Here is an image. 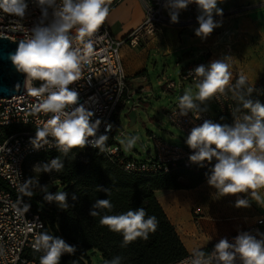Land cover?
Masks as SVG:
<instances>
[{
    "label": "clouds",
    "instance_id": "obj_1",
    "mask_svg": "<svg viewBox=\"0 0 264 264\" xmlns=\"http://www.w3.org/2000/svg\"><path fill=\"white\" fill-rule=\"evenodd\" d=\"M223 0H165L163 7L168 11L170 21L179 23V14L190 4H195L199 15L195 35L207 39L216 28L222 26V20L214 16H223V9L218 4ZM111 0H36L40 15L25 27L23 21L29 17L26 0H0V11L19 18L17 30L23 33L16 50L9 55L15 69L24 74V88L29 95L38 98L34 112L51 113V118L42 127H37L35 137L30 142L34 148L44 146L55 148L64 157L73 149L91 146L100 153L106 151L107 134H99L100 119L92 121L94 113L82 104L78 105L79 93L70 86L79 81L82 69L89 62L92 54V37L105 23L110 14ZM147 9H151L150 0H145ZM81 45H83L81 47ZM231 56L198 65L188 72L195 77L193 87L185 89L178 99L179 116H187L193 110L207 111V104L226 91L233 93L238 107L232 112L233 123L221 124L206 119L203 123L191 128L185 140L192 150L189 160L204 167L212 165L206 173L207 183L216 189L219 197L237 196L235 207L247 208L251 202L264 200L259 190L264 188V104L251 99L256 91L254 84H249L247 77L239 76L231 84ZM39 82V86H35ZM20 87L19 84L16 85ZM78 105V106H77ZM204 105V107H201ZM241 109L246 113L241 117L236 112ZM199 118V117H198ZM108 124L105 133L112 130ZM140 137L126 136L119 143L125 152L131 151ZM213 161L215 163L213 164ZM64 161L57 156L48 162L37 164L34 171L42 173H59L64 169ZM135 169L129 162L125 171ZM44 193L43 199L48 203L55 202L61 210L70 205L69 193L57 191L51 193L47 185H40L35 177L23 182L19 191L27 197L35 194V189ZM98 191L107 194L108 189L97 186ZM246 194V195H240ZM249 197L251 199H249ZM73 202L78 200L75 192L71 194ZM22 204V207L17 206ZM14 205L20 216L26 214L30 205L22 198ZM114 205L109 199H97L89 211L91 217L100 216V211L111 212ZM100 224L109 231L122 236L121 247L126 248L138 238L147 240L158 228L155 216H149L145 208L129 209L114 215L100 216ZM31 228H29V231ZM212 238H209V241ZM35 252L42 253L39 264H60L65 255H75L77 247L70 245L60 236L40 232L32 245ZM6 256L3 245H0V258ZM123 257L114 256L105 259L104 264H123ZM264 264V233L256 231L239 232L231 241L221 238L211 252L194 249L192 253L179 261V264Z\"/></svg>",
    "mask_w": 264,
    "mask_h": 264
},
{
    "label": "built area",
    "instance_id": "obj_2",
    "mask_svg": "<svg viewBox=\"0 0 264 264\" xmlns=\"http://www.w3.org/2000/svg\"><path fill=\"white\" fill-rule=\"evenodd\" d=\"M122 1L111 0L110 12ZM138 2L142 7L143 20L139 26L128 32L123 38L116 39L106 21L92 37L86 38L91 40L93 51L89 56V62L82 69L81 79L70 86L79 93L78 105L82 104L94 113L92 121L101 120L97 135L107 134L112 141L113 132L117 126V109L131 99L127 94V78L121 60V49L124 46L132 49L143 48L149 38L159 37L167 28L185 29L189 26L188 23L192 16L198 13L197 6L190 4L186 10L180 12L179 23L173 24L168 11L163 7L165 0H150V10L145 6V0H138ZM26 3L28 4L29 17L23 23L25 27H31L32 22L40 13L36 6V0H26ZM18 19L0 11V38H7L13 42L22 38L23 33L17 30ZM201 64L207 65L209 62L196 58L187 64L181 70L177 83L162 77L163 90L166 92L175 91L179 90L184 83L193 84L196 78L189 77L188 72ZM35 86L38 87L39 82H35ZM212 101L219 106L222 114L228 113L233 116V109L229 103L230 97L227 93ZM38 102V98L29 95L26 89L20 95L10 98L0 97V130L10 129L12 131L9 135L2 137L0 141V179L9 187L8 191L0 188V245H3L6 251V256L0 258V264H39V257L42 255V253L35 252L32 245L36 236L44 231L43 221L35 213L29 197L19 191L20 186L26 181L24 173L26 159L31 155L58 152L54 147L49 148L48 146L36 149L30 142L31 138L35 137L36 128L42 127L52 115L51 113L34 112L33 107ZM177 105L178 100L164 112V115L167 122L185 136V140L191 128L203 123L204 120L210 119L216 122L207 111L200 113L193 110L187 116H179ZM132 108L134 109L135 106ZM108 124L113 126L112 130L105 133ZM149 139L152 143L153 155H148L142 161L127 159L120 147L116 145H108L103 154L121 172L143 177L169 174L179 167L189 168L194 164L189 160L192 150L188 148L185 140L182 145H173L153 135H150ZM85 148L96 150L91 146ZM129 162L135 165V169L125 171V165ZM209 165L205 164L204 168ZM21 198L24 203L30 205L29 211L23 216L18 215L14 208ZM17 206L22 207V204ZM194 214L198 216L196 212ZM198 220L197 217L194 219L195 222ZM262 223L264 220L260 219L252 227L243 231H249L255 235ZM29 228H31L30 231ZM238 233L225 237L231 241ZM218 241L219 239L213 241L206 252H211ZM190 254L188 253L184 258ZM179 261L172 264H179Z\"/></svg>",
    "mask_w": 264,
    "mask_h": 264
},
{
    "label": "rangeland",
    "instance_id": "obj_3",
    "mask_svg": "<svg viewBox=\"0 0 264 264\" xmlns=\"http://www.w3.org/2000/svg\"><path fill=\"white\" fill-rule=\"evenodd\" d=\"M218 7L223 9V16H214V19L222 20V26L216 28L207 39L201 42L199 49L201 59L210 63L224 56H231V83L235 77L239 78L244 75L249 84L255 85L264 75V0H223ZM197 15L199 12L192 16L188 23L190 27L174 31L171 39L174 44L173 49L186 46V36L183 34L180 37L182 32L190 34L188 37L193 38L194 29L199 26L196 20ZM213 42H215L214 46H212ZM192 61V58L182 59L181 54H178L165 60L164 64L158 62L153 71L151 68L148 69L149 84L152 87L148 97L142 98L143 102H139L137 106L134 102L138 98L134 97L133 100L117 109V126L113 132L112 145L119 146L127 159L142 161L148 154L153 155L150 135L169 144L182 145L185 136L167 122L164 110L178 100L185 89L193 87V84L184 83L185 87L181 90L182 92L165 93L163 87L158 86L157 82L164 77L177 83L180 70ZM229 103L233 110L238 106L233 96H230ZM133 106H135L136 123L129 126L127 113L128 109L131 110ZM207 112L213 119L221 113L219 106L212 100L207 104ZM137 135L140 139L136 146L131 151L125 152L119 143L120 139ZM53 158L49 157L37 164L48 162ZM37 164H26L25 170L29 178L35 177L40 185H47L51 193L62 191L60 186L53 191V188L59 184L56 179L58 173L53 171L48 174L34 171V166ZM181 182L185 187V181L181 180ZM259 192L264 197V188ZM41 195L44 193L37 188L35 194L29 198L40 211L44 209L39 201ZM160 199L158 200L160 206L187 249L206 250L213 241L248 229L260 219L264 220V200L260 203L252 201L251 206L247 208H237L235 207L237 196L219 197L216 189L209 186L207 182L195 189L169 191ZM194 212L198 216H195ZM196 217L199 219L197 222L194 221ZM210 237L212 239L209 241ZM101 262V257L97 252H88L86 257L80 260L68 259L63 262L61 258L60 264H101Z\"/></svg>",
    "mask_w": 264,
    "mask_h": 264
},
{
    "label": "trees",
    "instance_id": "obj_4",
    "mask_svg": "<svg viewBox=\"0 0 264 264\" xmlns=\"http://www.w3.org/2000/svg\"><path fill=\"white\" fill-rule=\"evenodd\" d=\"M237 79L238 77H235L231 84L234 85ZM254 87L256 91L253 92L251 99L259 100L261 104H264V75ZM226 93L229 97L233 96L231 91H226ZM234 102L237 104L236 100ZM245 113L246 110L241 109L236 112V115L242 117ZM214 119L217 123L231 124L233 116L220 113ZM10 133H12L10 129L0 130V141L2 137ZM112 144L113 141L108 139L106 146ZM57 156L64 161L65 167L58 173L56 179L59 184L53 188V191L60 186L62 191L69 193L68 202L74 206L61 210L55 202H46L42 197L44 195L39 197L44 208L42 211L37 209L31 201L30 203L43 221V232L60 236L70 245L77 247L75 255L65 254L62 257L63 262L68 259L80 260L82 257L85 258L88 252H97L101 257V264H104L105 259L110 260L116 255L124 258L123 264H172L187 256L188 253L157 201L155 192L195 189L207 182L205 174L212 165L204 168L194 163L189 168L179 167L169 174L150 177L127 175L111 164L98 149L77 148L73 149L68 157H64L59 152L29 156L24 163L26 180L29 179L25 170L26 164H37L49 157L56 158ZM181 180L185 181V187ZM97 186L107 188V194L98 191ZM0 188L9 190L1 179ZM73 192L78 196L75 202L71 200ZM106 198L112 202L114 208L111 212L106 209L97 210L100 211V216L119 214L129 209L143 207L149 216L157 218L159 222L157 230L151 233L147 240L138 238L128 247L122 248V236L102 226L99 222L100 216L91 217L89 215L95 200ZM258 231L264 233V223L258 227Z\"/></svg>",
    "mask_w": 264,
    "mask_h": 264
},
{
    "label": "crops",
    "instance_id": "obj_5",
    "mask_svg": "<svg viewBox=\"0 0 264 264\" xmlns=\"http://www.w3.org/2000/svg\"><path fill=\"white\" fill-rule=\"evenodd\" d=\"M142 20L143 11L138 0H123L110 12L109 17L106 19V24L109 27L112 35L116 39H121L128 32L139 26ZM174 31H176V29H164L163 33L159 37L149 38L143 48L132 49L124 46L121 49V60L127 78V94L131 98L130 101L133 100L134 97L138 98L136 101L137 103L134 102L135 106H137L139 102H143V100L148 97L149 92L152 91V87L149 84L148 69L151 68L153 71L156 68L158 62H163L164 64L165 60L175 57L178 54H181L182 59L190 57L192 60H195L196 58H201L199 49L201 48L200 44L204 39L197 37L195 33L192 34V38L188 37L190 34H185V32H182L180 37H182L183 34L186 36V46L184 48L173 49L174 44L171 39ZM214 45L215 42L212 43V46ZM176 65H178V63H176ZM164 71L165 69L163 72ZM157 85L162 88L161 81H158ZM184 87L185 86L183 84L179 90L175 91H181L184 89ZM175 91L166 92L163 90L165 93H173ZM170 106L165 109L164 112L168 110ZM168 192L169 191H156L155 197L157 201ZM193 250L194 249L192 248H186L187 253H192Z\"/></svg>",
    "mask_w": 264,
    "mask_h": 264
},
{
    "label": "water",
    "instance_id": "obj_6",
    "mask_svg": "<svg viewBox=\"0 0 264 264\" xmlns=\"http://www.w3.org/2000/svg\"><path fill=\"white\" fill-rule=\"evenodd\" d=\"M18 41L13 42L7 38H0V97L10 98L15 95H20L24 92L25 76L19 73L9 59V55L14 53ZM20 87L17 88L16 85ZM127 118L129 126L136 123L135 108L128 109Z\"/></svg>",
    "mask_w": 264,
    "mask_h": 264
}]
</instances>
